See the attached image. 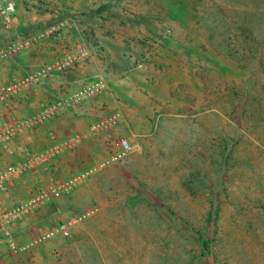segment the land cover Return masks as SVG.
<instances>
[{
  "label": "rangeland",
  "instance_id": "1",
  "mask_svg": "<svg viewBox=\"0 0 264 264\" xmlns=\"http://www.w3.org/2000/svg\"><path fill=\"white\" fill-rule=\"evenodd\" d=\"M14 1L16 27L34 36L35 46L3 64L2 73L8 81L46 67L50 80L40 91L48 102L63 93L53 84L76 80L73 65L88 67L95 58L137 78L151 69L157 76L175 72L168 63L175 58L178 70L187 66L195 82L173 90L172 100L161 103L156 134L143 140V153L130 133L136 128L132 123L106 117L111 123L122 120L121 134L107 140L110 147L101 157L117 154L119 164L133 163L131 174L145 178L135 181L138 187L123 181L118 168L108 167L99 176L112 177L116 191L80 190L84 161H92L88 146L81 147L82 165L72 162L74 169L68 165L65 172L78 183L73 197L54 199L60 212L46 207L39 220L16 224L10 235L0 232V264H264V0H245L255 14L252 33L263 44V56L228 45L226 51L237 59L220 55L203 35L204 28L219 22L216 0L207 1V13L201 0ZM64 61L69 68L58 70ZM90 76L84 82L93 80ZM28 97L24 114L21 110L9 120L2 112L0 122L31 114L39 102ZM94 101L43 125L42 132L52 124L66 125L55 126L54 136L28 133L26 144L41 152L68 137L72 127L88 128L96 119L76 115L92 109ZM71 116L77 117L75 123ZM139 118L131 117L134 123ZM34 137L40 146L32 143ZM123 139L131 150L121 148ZM37 187V179L26 175L3 197L10 203L25 199ZM71 217L69 238H49L52 231L61 235L59 225Z\"/></svg>",
  "mask_w": 264,
  "mask_h": 264
},
{
  "label": "crops",
  "instance_id": "2",
  "mask_svg": "<svg viewBox=\"0 0 264 264\" xmlns=\"http://www.w3.org/2000/svg\"><path fill=\"white\" fill-rule=\"evenodd\" d=\"M197 49V47H191ZM185 52V51H183ZM83 58H79L77 63H80ZM93 63L88 67H80L76 65H73L72 68L75 69L77 77L76 80L70 81L66 78H63L64 81L61 83H55L52 85V87L55 90H58L63 93H69L72 91H91V96L87 97L81 104H84L86 101L89 100H96L100 98L99 101H94L95 104L91 108H85L82 109L76 116L77 117H83L86 118L88 121L89 118L96 119V122H93L88 126V128H84L83 125H77L76 127H72L70 129V135L77 134L80 137V143L74 147H71L60 159V175L62 181H70V182H77L76 180L71 178H67V174L65 173L66 170H68L67 166L73 168L72 162H74V165H77V163H83L84 160H82V153L80 152V148L83 146H88V153L92 155V161H84V165H86V172L80 173L79 178V185L80 190H87L88 191H95V189H98V191H116L115 188L112 186L111 178L112 177H106V178H100V174L104 173L106 168L108 167H115L118 168V170L121 172V179L123 181L132 182V184L136 187H138L136 180H139L140 177H134L133 174H131L130 170L132 171L133 163L129 165V167H126L124 164L121 165L119 160V155L117 154H111L108 155L106 159H103L101 157L102 151L104 152V148L110 147V144L107 143V140L110 139L113 135L118 136L120 131L118 132V129L120 128V123L122 124V120L126 122L127 125H130L132 123L133 131H131V135L138 137V144H137V151L140 153H143L144 147L142 144H145L143 140L147 138H152L155 136L157 128H158V119L160 116H162L161 111V103L170 102L172 100V94L171 92L179 87L183 86H190L195 82L194 77L190 75L189 70L187 69V66L181 65V70H178L177 61L174 59H169L168 63L169 65H172V70L174 69L175 72L181 73L180 76H176L177 73L175 72H168L167 76H165L164 73L161 76H157L156 72H154L153 69L149 70V72L143 73L142 75H139V78L132 77L128 72L117 69V70H111L107 67V64L101 65L97 62L96 58L93 60ZM170 67V66H169ZM91 72V73H90ZM88 74H92L90 77H94L93 80H90V82H84V79H86V76ZM48 83H45L43 86H45ZM62 84V85H61ZM48 86V85H47ZM62 86V87H61ZM69 86L73 88H69ZM48 89V88H47ZM85 94V93H84ZM47 94L46 92L42 93V91L39 92V94L35 95V99L37 100L38 107H33L32 112H35L37 109L41 108L43 105H46L48 103L47 101ZM104 99V101H102ZM46 100V101H45ZM29 101L25 100L24 103H15L12 108V112L7 115V117H13V114H17L18 112L22 110L23 114L25 112V109L29 106ZM40 105V106H39ZM36 108V109H34ZM21 112V114H22ZM106 115V116H105ZM109 115V116H107ZM26 115L16 117L17 119H22ZM105 116V117H104ZM110 116L113 117H119L120 119L114 120L113 123L109 122ZM156 117V120H154V117ZM8 117V119H9ZM74 116H71L72 121L75 123ZM132 118L140 117L137 122L134 123ZM61 116H56L52 118L51 120L57 119V122ZM99 118H104V120L98 121ZM130 118L131 121L128 120ZM15 119V118H13ZM13 119L10 121L9 124H13ZM10 120V119H9ZM92 122L91 120H89ZM54 122V121H53ZM64 122V121H62ZM130 122V124H129ZM1 123V122H0ZM65 123V122H64ZM117 125H114L116 124ZM67 124V123H66ZM69 124V123H68ZM112 125L111 129L108 125ZM119 124V125H118ZM70 125V124H69ZM55 126L59 128H63L66 125H63L61 127L59 123L52 124L50 129H44L43 132L40 130H36V133H40V135H45L44 132L49 135H55L57 131L54 129ZM118 128V129H117ZM130 128V127H129ZM117 129V130H116ZM83 132V137L80 136V132ZM60 132V131H59ZM62 132V131H61ZM28 133H33L34 131H28ZM26 142H27V138ZM64 138L63 140H65ZM44 141V139L42 138ZM62 141V140H61ZM32 143H35L36 145L40 146V143L37 139V137L32 139ZM30 144V143H29ZM29 147V146H28ZM30 148V147H29ZM119 160V162H118ZM118 162V163H117ZM146 161H144V164ZM72 163V164H71ZM74 169V168H73ZM79 170V169H77ZM120 176V175H119ZM145 182V181H142ZM76 183H74L73 190L66 194L65 196H72L74 195L75 188L77 186ZM26 189H29V187L25 186ZM142 191V190H140ZM73 197V196H72ZM48 204V205H47ZM50 208L57 210L60 212V206L58 203L53 202L52 200L44 205V207L34 216L29 217L32 221L39 220V215L42 213L44 208ZM89 213V211H88ZM90 215V213H89ZM28 218V219H29ZM70 219V218H68ZM63 219L62 223H68L69 225L74 224L73 217H71V220ZM25 222V221H24ZM61 224V223H59ZM60 226V225H59ZM59 229V228H58ZM57 234V235H56ZM50 235L49 238L53 237L56 238L59 235V233H56L52 231L51 233H48ZM62 237V236H61ZM48 241V240H46Z\"/></svg>",
  "mask_w": 264,
  "mask_h": 264
},
{
  "label": "built area",
  "instance_id": "3",
  "mask_svg": "<svg viewBox=\"0 0 264 264\" xmlns=\"http://www.w3.org/2000/svg\"><path fill=\"white\" fill-rule=\"evenodd\" d=\"M16 5L14 0H0V113L7 116L15 103L29 100L28 95L39 94L48 83L49 70L39 67L24 73L20 77L5 80L3 64L30 51L35 46V38L16 27ZM69 63L58 64V70H66ZM85 93V94H84ZM91 96V91H72L59 93L56 98L22 119H13V124H0V232L10 235L9 229L37 214L46 203L73 190L74 182L62 181L59 177L60 159L71 147L80 143L78 135L66 137L63 141L49 144L43 151H32L26 144L28 131L43 129L52 118L75 109ZM122 149L129 151L131 146L126 139L121 140ZM17 156L20 158L16 160ZM26 175L34 176L38 181L35 193L28 198L8 202L3 195L10 185L19 182ZM40 183V184H39ZM60 234L64 238L71 236V225H60ZM13 240L10 239V242ZM13 248L15 245L13 244Z\"/></svg>",
  "mask_w": 264,
  "mask_h": 264
},
{
  "label": "trees",
  "instance_id": "4",
  "mask_svg": "<svg viewBox=\"0 0 264 264\" xmlns=\"http://www.w3.org/2000/svg\"><path fill=\"white\" fill-rule=\"evenodd\" d=\"M207 1L209 0L200 1V8L204 13L209 12L207 9L208 7H205ZM221 3H223V6L220 5ZM213 4L216 14L220 17L218 22V24H220H217L215 27L208 26V28H204L205 31L203 35L208 44L220 55H224L227 58L237 59L233 57L232 50L226 51L228 45L236 46L237 48L234 49L236 51L248 49L251 50L252 53L258 52L263 56V53L260 52L263 44H261L252 33V16H255V14L252 9L247 7V1L216 0V3ZM257 7L260 6L258 5ZM214 38L219 41L216 42ZM260 102H264V98H261ZM202 251L206 256L207 253L205 249Z\"/></svg>",
  "mask_w": 264,
  "mask_h": 264
}]
</instances>
